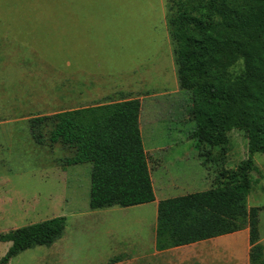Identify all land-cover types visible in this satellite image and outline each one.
<instances>
[{
    "label": "rangeland",
    "instance_id": "1",
    "mask_svg": "<svg viewBox=\"0 0 264 264\" xmlns=\"http://www.w3.org/2000/svg\"><path fill=\"white\" fill-rule=\"evenodd\" d=\"M165 14L166 0H0V233L56 215L66 218L58 241L24 250L7 264H148V253L138 254L137 246L139 236H152L154 229L139 221L138 209L91 210L90 164L64 166L63 158L72 154L70 148L46 141L40 144L31 137L30 117L85 106L68 100L70 58L92 71L101 62L109 87L131 83L129 90L141 94L145 148L177 145L174 153L163 152V158L182 157L174 167L161 165L152 171L163 178L171 172L180 180L172 195L213 186L200 179L196 154L212 163L216 178L247 156V140L237 129L228 131L224 144L215 147L198 148L190 138L195 128L188 112L191 99L187 91L173 89L169 67L175 66ZM241 66L238 61L228 73L238 75ZM26 67L29 72L24 73ZM51 83L60 96L34 102L31 93L48 92ZM162 161L169 166L172 160ZM253 161L259 172H252L255 182L246 202L261 206L264 155L254 153ZM189 175L198 177L185 181ZM258 217L264 246V210ZM8 246L0 241V257ZM117 255L122 257L120 262L110 260ZM232 263L227 259L221 264Z\"/></svg>",
    "mask_w": 264,
    "mask_h": 264
},
{
    "label": "trees",
    "instance_id": "2",
    "mask_svg": "<svg viewBox=\"0 0 264 264\" xmlns=\"http://www.w3.org/2000/svg\"><path fill=\"white\" fill-rule=\"evenodd\" d=\"M165 22L178 86L190 95V138L197 147L224 144L232 129L243 132L247 156L219 173L208 189L158 201L155 248L164 250L248 228L249 264H264L259 212L247 206L264 155V0H166ZM241 61L232 77L229 67ZM138 97L70 108L28 119L37 143L72 150L63 165L89 163L91 210L129 207L154 200L148 157L140 133ZM66 218L56 215L0 233L9 246L0 264L24 250L60 239ZM120 255L110 259L120 261Z\"/></svg>",
    "mask_w": 264,
    "mask_h": 264
},
{
    "label": "crops",
    "instance_id": "3",
    "mask_svg": "<svg viewBox=\"0 0 264 264\" xmlns=\"http://www.w3.org/2000/svg\"><path fill=\"white\" fill-rule=\"evenodd\" d=\"M72 59L73 58H70V61L68 62L70 71L68 76L67 94L70 103L87 106L107 103L111 101H119L123 98H139V95H141L135 94L134 92H131L129 90L133 88L131 83L112 84L109 87L107 85L109 84L107 83L109 77L106 75V72L102 70L101 62H96V67H93L94 70L92 71V67H78L77 60L73 61ZM169 70L174 83L173 89L178 91L180 90V88L178 86L176 69L175 67H169ZM22 71L24 73L29 72V67H26ZM138 79V85H140L141 79ZM54 87L55 83H51L47 87L49 90L48 92L35 91L34 93H31L35 97L33 101L38 102L41 99V102H45V100L42 99H44L46 96L50 97V99L55 95H57V97L60 96L59 92L55 94ZM60 88L61 83H58V89ZM26 96L29 98L30 92L26 94ZM50 99L48 101H50ZM78 107L83 106H77L75 108ZM141 128L142 127L140 126V133L141 137L143 138V132H141ZM177 147V145L152 146L150 148H145L144 146V150L146 151L148 157V167L154 191V200L148 203L138 204L129 207L138 209V212L142 215L139 221L150 229L152 227V229H154V232L152 236L150 234H146L147 238L141 239L140 230V240L138 241L137 246L138 254H143L147 252L148 264H221L227 259H231L233 262L232 264H249L248 250L250 244L248 240V228H243L241 230L229 234L220 235L181 246L171 247L164 250H157L155 248V225L158 201L164 198L174 197L171 192L180 180L178 181V179L174 175H172L171 172L170 174L168 173L169 175H165L164 179L162 176H155L152 171L157 166L161 165H163V168L165 169L170 166L174 167L177 161H180L182 157L176 155H166V159L169 158V160H172L168 161L169 166H167L162 161L166 160L165 158H163L162 153H174ZM151 152L153 154H150ZM155 153L157 154L155 155ZM200 155L201 154H196L195 156L197 157L195 163L198 164L200 168L199 177L201 180H204V183H206V180H209V185H215L217 179L215 170L212 167V163L204 160ZM166 172L167 171L165 170L163 174H166ZM186 172L183 173L185 174V176ZM167 176L169 177L168 179L166 178ZM195 176L190 177L189 175L187 176L188 179L185 178V181H194L192 179L197 178L198 175ZM142 236H144V234H142Z\"/></svg>",
    "mask_w": 264,
    "mask_h": 264
}]
</instances>
